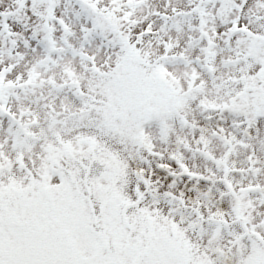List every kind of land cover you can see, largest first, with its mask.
<instances>
[{
	"label": "snow or ice",
	"instance_id": "6c2138e0",
	"mask_svg": "<svg viewBox=\"0 0 264 264\" xmlns=\"http://www.w3.org/2000/svg\"><path fill=\"white\" fill-rule=\"evenodd\" d=\"M0 264H264V0H0Z\"/></svg>",
	"mask_w": 264,
	"mask_h": 264
}]
</instances>
